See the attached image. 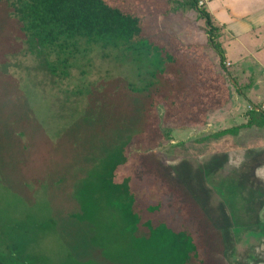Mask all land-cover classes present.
Listing matches in <instances>:
<instances>
[{"label": "trees", "instance_id": "16d2710c", "mask_svg": "<svg viewBox=\"0 0 264 264\" xmlns=\"http://www.w3.org/2000/svg\"><path fill=\"white\" fill-rule=\"evenodd\" d=\"M168 1L0 0L7 10L5 13L15 23L13 29L0 34V38L15 39L17 32L20 33L26 49H18V54L11 56L20 57L22 63L34 56L36 69L45 73L48 85L57 88L62 96L79 97L88 107L95 109L94 101L100 94L113 97L114 90L119 89L120 95L113 97V105H110L114 115L118 114L116 108L125 100L127 108L139 110L140 118L137 114L128 115H131V122L125 125L129 127V133L110 128L113 138L116 137L112 142L116 143L108 145L114 146V150L105 160L106 164H115L117 173L113 171L108 175L105 170L100 184L106 194V205L119 210L123 231L133 236L129 239L133 248L125 256V264H153L152 259L154 264H160L157 260L160 254L157 257L154 254L159 246L169 252L165 260L171 264H223L216 260L225 249L215 225L217 215L212 221L206 208L188 188H176V193L170 187L163 177V158L156 150L166 140L165 124L206 127L211 111L225 107L230 68L228 73L219 71L203 46L185 43L169 30H164L165 22L175 16H171ZM199 1L185 0L183 5L199 12L206 20L208 28L204 32L224 68L226 60L218 40L221 28L213 25L208 11L199 10ZM96 48L110 51L119 62L140 65L137 67L138 83L128 79L122 87L118 83L121 79L112 77L107 78L101 87L99 84H73L74 70H78L81 78L88 75L90 53ZM103 58L108 59L109 53ZM2 61L1 68H11L7 65L10 58ZM1 68L0 91H13L17 82L2 73ZM46 89L51 91L49 87ZM250 115L246 126L216 135L226 136L247 126L264 127V111L257 113L253 109ZM19 135L25 141L24 148L29 146L35 151L36 144L25 140L23 130ZM48 143L52 148L50 156L41 160L30 159L20 184L24 183L28 188L32 185L44 193L48 188L53 193L64 184L62 179L47 180L49 172L59 163L54 148L61 141L59 137L57 140L53 137V142ZM30 177L37 179L29 183ZM39 179H42V185L38 183ZM85 180L86 187L98 188L99 182L95 179ZM26 192L24 205L8 209L13 211L15 221L12 219L0 225V264H55L42 243L56 234L65 244L71 225L78 223V215L67 209L59 219L58 212L51 210L49 198L43 195V213L38 218L28 210L38 199L35 201ZM43 219L47 221H39ZM63 221L69 222L62 224Z\"/></svg>", "mask_w": 264, "mask_h": 264}, {"label": "rangeland", "instance_id": "374dc122", "mask_svg": "<svg viewBox=\"0 0 264 264\" xmlns=\"http://www.w3.org/2000/svg\"><path fill=\"white\" fill-rule=\"evenodd\" d=\"M184 3L185 0L168 1L171 16L175 15L176 21H166L164 30H169L185 43L205 44L206 51L215 58L220 69L227 72L230 67L228 64L222 67L218 52L213 49L204 32L208 28L206 20L199 12L188 10ZM198 6L199 10L207 12L205 0L199 1ZM5 11L4 4L0 2L1 35L15 26ZM185 13H189V22H195L196 31H187L179 25L178 19L182 22ZM215 24L213 22L217 27ZM186 25L189 23L184 22L182 26ZM173 27L180 31L173 32ZM21 40L18 32L15 39L0 38V68L3 59L10 58L11 61L7 64L11 68H1V71L17 82V88L13 91H0V225L12 219L15 221L11 214L13 211L8 209L14 205H24L27 202L26 191L35 201L38 199L28 210L39 218L43 213L45 195L49 198L51 210L58 212L59 219L67 209L78 215V223L71 225L69 239L65 244L56 234L43 241L42 245L52 260L48 259V262L125 264V256L133 248L129 240L133 236L123 231L119 210L106 205V194L100 184L105 170L108 175L113 171L117 173L115 164H106L105 160L114 150V146L108 145L116 143L112 142L116 137L113 138L110 128H119L129 133V127L125 124L130 123L131 115L137 114L139 110L127 108L126 100L124 103L118 101L121 104L116 108L118 114L114 115L110 105L120 95L119 89L114 90V98L100 94L94 101L97 105L95 109L88 107L79 97L72 98L68 94L62 96L57 88L48 85L45 73L36 69L34 56L25 59L23 63L20 57L11 56L18 54V49H26V44ZM105 53H109L108 59L103 58ZM110 54L105 49H94L90 53L88 75L81 78L78 70H74L72 83L80 86L99 84L101 87L106 84L107 78L112 77L121 79L124 84L121 80L118 83L122 87L128 79L138 83L137 67L140 65L119 62L114 54ZM228 74L230 81L232 79L238 85L231 71ZM257 86L259 96L264 99V83ZM241 102L240 106L237 104L238 111L217 113L206 127L165 124L163 131L166 140L156 152L163 158V177L170 187L176 193L179 187L188 188L206 208L212 221H215L217 215L215 225L224 240L225 249L216 260L223 264H264V127H244L226 136L216 135L248 123L247 117L252 109L247 106L248 100L243 98ZM229 117L233 120L220 123ZM21 130L27 142L36 144L35 151L29 146L24 148L25 141L19 135ZM53 137L56 140L59 137L61 141L54 148L59 163L49 172L47 180L62 179L64 184L59 190L53 188V193L48 188L44 193L32 185L28 188L24 183L20 184L25 178L23 171L30 159L41 160L50 156L52 148L48 141L53 142ZM91 178L99 182L97 189L85 186V179ZM36 179L30 177L27 182L33 183ZM38 183L42 185V179ZM67 222L63 221L62 224ZM168 253L163 246H159L154 253L156 257L160 254L158 263L171 264L165 260Z\"/></svg>", "mask_w": 264, "mask_h": 264}, {"label": "crops", "instance_id": "0c3cea01", "mask_svg": "<svg viewBox=\"0 0 264 264\" xmlns=\"http://www.w3.org/2000/svg\"><path fill=\"white\" fill-rule=\"evenodd\" d=\"M205 2L212 20L222 29L218 37V40L221 41V51L233 77L238 81V85H235V82L232 79L230 81L229 76H227L228 102L225 107L211 111L208 123L217 113L238 111L237 104L240 106L243 98L248 100L247 106H251V109L254 108L257 113H262L263 111L261 112L259 109L264 104V99L259 96L257 85L264 83V0H205ZM188 15L189 13L183 14L182 22L179 18L178 23L187 31H196V24L193 21L189 22ZM184 22L189 23V25L182 26ZM172 30L173 32L180 31L174 27ZM196 44L205 49V44L201 42ZM210 58L217 64L214 57L210 56ZM218 68L221 71L219 66ZM247 118L249 122L251 115ZM228 120H233V118L229 117L220 123L223 124ZM246 128L250 127L247 126Z\"/></svg>", "mask_w": 264, "mask_h": 264}, {"label": "built area", "instance_id": "2783aa9c", "mask_svg": "<svg viewBox=\"0 0 264 264\" xmlns=\"http://www.w3.org/2000/svg\"><path fill=\"white\" fill-rule=\"evenodd\" d=\"M253 109H254V108H253ZM253 109H252V110H253ZM259 110L264 111V104L260 107Z\"/></svg>", "mask_w": 264, "mask_h": 264}]
</instances>
